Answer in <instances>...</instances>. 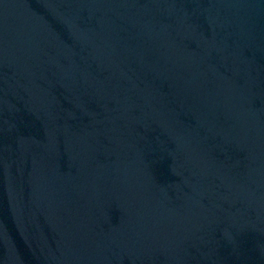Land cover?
<instances>
[{"label": "water", "instance_id": "water-1", "mask_svg": "<svg viewBox=\"0 0 264 264\" xmlns=\"http://www.w3.org/2000/svg\"><path fill=\"white\" fill-rule=\"evenodd\" d=\"M0 264H264V0H0Z\"/></svg>", "mask_w": 264, "mask_h": 264}]
</instances>
